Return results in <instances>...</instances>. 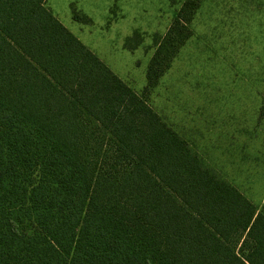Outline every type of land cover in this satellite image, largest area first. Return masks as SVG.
Segmentation results:
<instances>
[{
	"label": "trees",
	"instance_id": "1",
	"mask_svg": "<svg viewBox=\"0 0 264 264\" xmlns=\"http://www.w3.org/2000/svg\"><path fill=\"white\" fill-rule=\"evenodd\" d=\"M0 264H264V203L204 169L45 0H0Z\"/></svg>",
	"mask_w": 264,
	"mask_h": 264
},
{
	"label": "rangeland",
	"instance_id": "2",
	"mask_svg": "<svg viewBox=\"0 0 264 264\" xmlns=\"http://www.w3.org/2000/svg\"><path fill=\"white\" fill-rule=\"evenodd\" d=\"M45 0L184 139L204 169L264 203V0Z\"/></svg>",
	"mask_w": 264,
	"mask_h": 264
}]
</instances>
